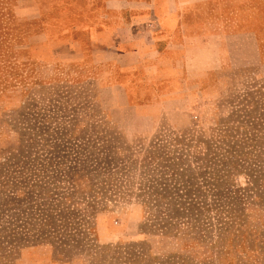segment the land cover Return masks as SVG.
Listing matches in <instances>:
<instances>
[{
	"label": "rangeland",
	"instance_id": "1",
	"mask_svg": "<svg viewBox=\"0 0 264 264\" xmlns=\"http://www.w3.org/2000/svg\"><path fill=\"white\" fill-rule=\"evenodd\" d=\"M247 4L250 63L192 48L148 107L145 77L129 99L69 45L82 0H0V264H264V0Z\"/></svg>",
	"mask_w": 264,
	"mask_h": 264
},
{
	"label": "crops",
	"instance_id": "2",
	"mask_svg": "<svg viewBox=\"0 0 264 264\" xmlns=\"http://www.w3.org/2000/svg\"><path fill=\"white\" fill-rule=\"evenodd\" d=\"M248 11L247 0H82L80 12L70 21L69 32L75 30V35L69 45L77 49V56L87 58L88 65L114 67L104 78L127 92L129 99L130 83L140 80L135 75L145 77L153 90H161L145 105L155 107L167 96L160 83L180 79L176 67L184 64L192 48L223 51L211 58L227 63L229 49L238 43L247 49L243 64L250 63L257 43L249 37L250 30L239 28V19Z\"/></svg>",
	"mask_w": 264,
	"mask_h": 264
}]
</instances>
